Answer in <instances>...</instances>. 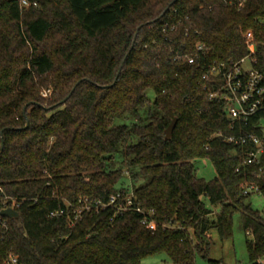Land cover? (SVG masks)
<instances>
[{"label": "trees", "instance_id": "16d2710c", "mask_svg": "<svg viewBox=\"0 0 264 264\" xmlns=\"http://www.w3.org/2000/svg\"><path fill=\"white\" fill-rule=\"evenodd\" d=\"M28 1L0 0V215L12 199L20 213L5 216L0 264L11 251L24 264H145L160 254L196 264L213 229L232 235L236 211L251 263L261 264L264 215L248 197L264 196V153L245 163L254 146L225 136L264 137V112L232 127L204 75L251 43L264 71V0ZM205 158L217 173L209 180L195 165ZM129 189L156 228L113 207L51 215Z\"/></svg>", "mask_w": 264, "mask_h": 264}, {"label": "built area", "instance_id": "2783aa9c", "mask_svg": "<svg viewBox=\"0 0 264 264\" xmlns=\"http://www.w3.org/2000/svg\"><path fill=\"white\" fill-rule=\"evenodd\" d=\"M24 3H28V0H23ZM254 44H250L251 52L237 60L221 61L212 65L209 72L204 75L205 78H211L212 87H210V96L212 98H221L225 102V112L231 121V126L234 127L237 124H247L250 119L259 113L264 112V71L255 66L256 58L253 50ZM205 47V44L199 43L197 46V52L195 55L190 56V62H195L196 57L199 55ZM251 57V68L245 69L243 63L245 60ZM207 87V86H206ZM50 89L45 90L44 95H47ZM218 135H222L221 132ZM225 140L234 143L248 145L252 144L254 147L248 151V157L245 163L253 164L260 163L262 155L264 153V137L255 133H242L238 132L230 136H225ZM262 170V168H260ZM2 190V186L0 185ZM247 191H258V186H251ZM10 198L9 196H5ZM14 203L5 207H13L16 209L19 206V202L12 199ZM7 201V200H6ZM79 205H75L70 202L66 207L53 211L52 216L61 214H72L74 219L81 217L83 211H90L91 209L114 208V216L122 214L126 211L136 210L142 213L141 222L148 225L150 228L157 227V221L153 218L154 211H146L140 205L135 202V194L133 189L118 190L112 193L107 201L103 200H90L88 197L79 199ZM3 208V209H4ZM114 216L111 219H114ZM9 228V222L7 217L0 215V231H6ZM5 264H24L20 256L15 252H9L4 261ZM261 264H264V258L261 260Z\"/></svg>", "mask_w": 264, "mask_h": 264}, {"label": "rangeland", "instance_id": "374dc122", "mask_svg": "<svg viewBox=\"0 0 264 264\" xmlns=\"http://www.w3.org/2000/svg\"><path fill=\"white\" fill-rule=\"evenodd\" d=\"M24 3V2H23ZM24 3V5H28ZM250 40L253 38L251 31H247ZM58 41L57 35H52L48 43H56ZM255 51V46H253ZM252 59L248 57L243 63L245 69L251 68ZM45 91H43L44 93ZM153 97L154 94L150 93ZM261 125L264 130V116L261 118ZM197 174L206 179H212L216 176L215 167L210 159H198L195 161ZM124 184H129V177L123 179ZM254 209L259 210L264 215V196L260 192H254L248 197ZM215 212L220 210V205L213 207ZM212 245L207 257L198 256L196 264H213L212 261H221L222 264H252L247 245V235L243 228L241 214L236 211L232 220V235L227 238H222L218 229H213L211 232ZM167 259L165 254L151 255L144 259L145 264H165L164 260Z\"/></svg>", "mask_w": 264, "mask_h": 264}, {"label": "water", "instance_id": "95a60500", "mask_svg": "<svg viewBox=\"0 0 264 264\" xmlns=\"http://www.w3.org/2000/svg\"><path fill=\"white\" fill-rule=\"evenodd\" d=\"M178 117H174V119L170 122L168 127L166 128V139H170L173 135L174 129L177 125ZM2 215L10 217V218H18L20 216V213L17 209L13 207H7L2 209L1 211Z\"/></svg>", "mask_w": 264, "mask_h": 264}, {"label": "crops", "instance_id": "0c3cea01", "mask_svg": "<svg viewBox=\"0 0 264 264\" xmlns=\"http://www.w3.org/2000/svg\"><path fill=\"white\" fill-rule=\"evenodd\" d=\"M260 124H261V120H260ZM262 130H263V128H262ZM263 134H264V130H263ZM220 264H222V262L220 261Z\"/></svg>", "mask_w": 264, "mask_h": 264}]
</instances>
